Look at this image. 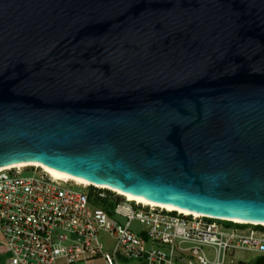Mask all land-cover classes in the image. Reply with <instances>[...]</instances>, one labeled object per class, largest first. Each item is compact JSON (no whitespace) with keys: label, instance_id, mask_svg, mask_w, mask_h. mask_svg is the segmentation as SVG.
Here are the masks:
<instances>
[{"label":"water","instance_id":"water-1","mask_svg":"<svg viewBox=\"0 0 264 264\" xmlns=\"http://www.w3.org/2000/svg\"><path fill=\"white\" fill-rule=\"evenodd\" d=\"M264 223V0H0V169Z\"/></svg>","mask_w":264,"mask_h":264},{"label":"built area","instance_id":"built-area-1","mask_svg":"<svg viewBox=\"0 0 264 264\" xmlns=\"http://www.w3.org/2000/svg\"><path fill=\"white\" fill-rule=\"evenodd\" d=\"M76 187L35 165L0 170L3 264H240L249 261L242 252L264 255V223L128 199L109 212Z\"/></svg>","mask_w":264,"mask_h":264},{"label":"bare ground","instance_id":"bare-ground-1","mask_svg":"<svg viewBox=\"0 0 264 264\" xmlns=\"http://www.w3.org/2000/svg\"><path fill=\"white\" fill-rule=\"evenodd\" d=\"M26 165H35L38 167H42L45 171H47L49 174H51L53 177H55L56 179H63V180H72L75 181L77 184L80 185H85V186H89V185H93L95 187H99V188H105V189H110L118 194H121L125 197H127L128 200L130 201H137L138 203H142L145 205H154V206H159V207H163L165 209L168 210H175V211H179L181 213H189V214H196V215H202V213L199 212H195V211H190V210H186V209H182L179 207H175L172 205H165V204H160L151 200H148L146 198L140 197V196H136V195H132L130 193H126L116 187H113L111 185H107L98 181H93L90 179H86V178H80V177H74L72 175H67V174H60L54 171L49 170L45 165L37 163V162H24V163H20V164H15V165H10V166H5L2 167V169H6V168H10V167H22V166H26ZM235 221H241L244 222V220H239V219H233Z\"/></svg>","mask_w":264,"mask_h":264},{"label":"trees","instance_id":"trees-1","mask_svg":"<svg viewBox=\"0 0 264 264\" xmlns=\"http://www.w3.org/2000/svg\"><path fill=\"white\" fill-rule=\"evenodd\" d=\"M90 199L96 205L105 208L107 211L112 212L116 205L124 199L123 195L118 194L110 189H98L91 185L89 188ZM105 193L104 197L99 196V193ZM4 263V257L0 256V264ZM240 264H264V255H257L250 261L241 262Z\"/></svg>","mask_w":264,"mask_h":264},{"label":"rangeland","instance_id":"rangeland-1","mask_svg":"<svg viewBox=\"0 0 264 264\" xmlns=\"http://www.w3.org/2000/svg\"><path fill=\"white\" fill-rule=\"evenodd\" d=\"M24 174H32L31 171H25ZM80 188L76 187V189H81L83 190L84 188L87 189L88 186H85V185H80V184H77ZM90 187V186H89ZM83 188V189H82ZM124 199H127V197L123 196ZM120 221H122V219H119ZM133 228L137 231H139L140 229H142V225H140L138 222H135L133 223ZM238 257H243L244 259L246 260H251L253 259L254 255H252L251 253H248V252H242L238 255Z\"/></svg>","mask_w":264,"mask_h":264}]
</instances>
